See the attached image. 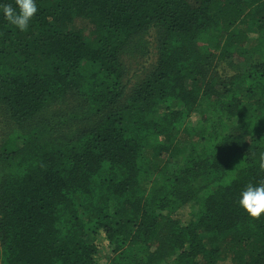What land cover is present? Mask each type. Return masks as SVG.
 Instances as JSON below:
<instances>
[{"label": "trees", "instance_id": "1", "mask_svg": "<svg viewBox=\"0 0 264 264\" xmlns=\"http://www.w3.org/2000/svg\"><path fill=\"white\" fill-rule=\"evenodd\" d=\"M36 3L23 32L0 13V264H101L96 240L104 264H264V213L237 204L264 180V0ZM152 27L126 95L120 56Z\"/></svg>", "mask_w": 264, "mask_h": 264}, {"label": "rangeland", "instance_id": "2", "mask_svg": "<svg viewBox=\"0 0 264 264\" xmlns=\"http://www.w3.org/2000/svg\"><path fill=\"white\" fill-rule=\"evenodd\" d=\"M252 40H255V34L250 35ZM159 38L158 29L152 27L141 38L135 39L124 50L120 56V62L123 68L122 82L126 87V95H129L131 88L145 81L156 69L158 52H157V39ZM249 65H245L241 58H235L230 64L217 63L214 70L215 76L222 81L228 80L238 73L244 72L248 69ZM127 101L128 97H124ZM78 95L73 94L65 97L61 101L53 105L54 109H60L61 111H69L77 104ZM85 107L84 104H82ZM10 121L8 119L7 110L0 107V142L5 137V133L9 128ZM72 129V128H71ZM69 128H59L58 134L68 135L71 131ZM214 189L211 186L208 191ZM206 191V192H208ZM189 206H185L179 209L173 214V217L179 219L181 222H187L189 218ZM101 246L99 248V262L104 264L109 258V248H106L102 240H96ZM220 264H231L229 260H224Z\"/></svg>", "mask_w": 264, "mask_h": 264}, {"label": "clouds", "instance_id": "3", "mask_svg": "<svg viewBox=\"0 0 264 264\" xmlns=\"http://www.w3.org/2000/svg\"><path fill=\"white\" fill-rule=\"evenodd\" d=\"M36 0H15V4L0 0V13L3 18L21 32L29 27L30 20L37 13ZM259 168L264 171V150L258 154ZM238 206L249 216L258 218L264 213V180L247 183L238 193Z\"/></svg>", "mask_w": 264, "mask_h": 264}]
</instances>
